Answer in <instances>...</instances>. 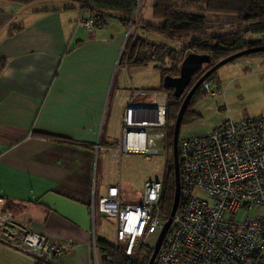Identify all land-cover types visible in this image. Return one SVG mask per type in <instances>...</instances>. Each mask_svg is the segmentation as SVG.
Returning <instances> with one entry per match:
<instances>
[{"label": "crops", "instance_id": "crops-1", "mask_svg": "<svg viewBox=\"0 0 264 264\" xmlns=\"http://www.w3.org/2000/svg\"><path fill=\"white\" fill-rule=\"evenodd\" d=\"M36 2L0 0V58L8 62L0 76V194L6 197L5 211L25 229L76 245L53 264H99V199L118 186L124 203H137L122 188L119 160L140 154L123 147L143 138L125 139L126 108L137 107L136 121L151 119L159 107H167L168 91H159L166 89L159 72H145L151 64L161 69L158 62L120 63L129 34L120 22L108 20L88 31L78 25L84 15L79 4V10H50L33 6ZM150 9L153 17L149 2L143 20ZM164 128L166 111L165 124L147 136L160 151ZM149 181L154 180L143 190ZM2 239L12 248L0 243V264H36L13 248L17 240Z\"/></svg>", "mask_w": 264, "mask_h": 264}, {"label": "built area", "instance_id": "built-area-1", "mask_svg": "<svg viewBox=\"0 0 264 264\" xmlns=\"http://www.w3.org/2000/svg\"><path fill=\"white\" fill-rule=\"evenodd\" d=\"M100 14L84 12L79 27L92 31L104 26ZM212 92L213 83L204 81ZM129 104L124 116V137L143 138V143L123 147L146 155L160 150L147 139L154 127L165 124L166 106L153 118L134 119ZM181 199L172 224L154 264H264V116L226 120L210 132L182 139L179 143ZM200 189L210 200L195 194ZM164 177L146 183L136 204L124 203L118 186L109 187L97 210L116 220L117 244L133 256L141 245L154 247L165 226L161 209ZM6 197L0 194V243L5 235L17 240L18 250L36 264H53L76 249L74 243H55L46 235L25 229L5 211ZM96 209L93 207V211Z\"/></svg>", "mask_w": 264, "mask_h": 264}, {"label": "trees", "instance_id": "trees-1", "mask_svg": "<svg viewBox=\"0 0 264 264\" xmlns=\"http://www.w3.org/2000/svg\"><path fill=\"white\" fill-rule=\"evenodd\" d=\"M18 4H30L40 0H6ZM79 7L87 14H100L107 24L109 17H118L125 28H130L120 63L129 65H147L153 61L158 62L162 77L166 75L178 76L183 59L189 53L207 54L211 62L207 67L194 75L189 89L219 61L239 51L250 47L264 46V0H76ZM151 3L154 19L161 20V25L143 20V8ZM207 13L235 15L238 21L258 20L262 26L255 30L261 36L248 37L247 30L220 31L212 36H206L208 24ZM137 28L135 33L132 29ZM139 30L156 32L164 35L171 41L180 40V49L173 48L166 43L156 44L138 35ZM242 57H264V51L256 52ZM7 60L0 58V76L7 66ZM207 81H213L209 77ZM202 84L198 91L202 89ZM188 89V90H189ZM168 91V103L166 107V127L168 129V145L173 146L174 125L184 96L177 98L173 89ZM188 90L186 92H188ZM196 94V93H195ZM193 101L189 103L186 113L195 116ZM196 103V99L194 101ZM173 111V112H172ZM185 113V114H186ZM172 116V119H171ZM264 116V114L262 115ZM180 143V141H179ZM169 162V161H168ZM175 196V168L174 164L165 170L164 194L161 201V209L167 221L172 210ZM96 247L99 256V264H148L153 253V247L141 245L140 250L133 256H127L120 245L107 242L105 239H97Z\"/></svg>", "mask_w": 264, "mask_h": 264}, {"label": "rangeland", "instance_id": "rangeland-1", "mask_svg": "<svg viewBox=\"0 0 264 264\" xmlns=\"http://www.w3.org/2000/svg\"><path fill=\"white\" fill-rule=\"evenodd\" d=\"M142 3V0L140 4ZM33 6H41L44 9H64L72 6H78L76 0H40ZM145 5L144 8H146ZM71 10V9H69ZM76 10H79L77 7ZM70 12H77L71 10ZM76 14V13H74ZM73 16V13L71 14ZM208 24L205 31L206 36H212L220 31L247 30L248 37L258 38L261 35L256 32V28L262 26L258 20L238 21L235 15L207 13ZM120 22L118 17H109V23ZM146 22L161 25L164 22L154 19L149 15L145 17ZM126 32L130 28H125ZM137 28L132 29L135 33ZM139 36L150 40L153 43H167L175 48H179L182 41L177 40L174 43L160 33L139 30ZM261 57H239L217 69L210 77L217 83L220 92L215 87L212 92L204 93L196 91L191 99L195 104L194 110L198 113L195 116L184 115L180 129L179 141L185 138L198 136L213 130L216 126L222 124L228 119L239 121L248 118L259 117L264 114V60ZM207 67L204 65L203 68ZM145 72L158 74L162 77L161 69L157 65L151 64L145 68ZM148 76V75H146ZM164 80L163 77L161 78ZM145 82H148L146 77ZM212 82V81H211ZM158 83V77L151 81V84ZM206 92V91H205ZM196 99V103L194 102ZM188 109V108H187ZM187 111V110H186ZM173 112V111H172ZM172 119V116H171ZM175 125L173 122L172 126ZM168 129L164 128L163 142L159 146L164 149L158 154H153L149 159L141 154H129L126 161H122L120 172L122 174V188L125 194L136 198L134 201L140 202L137 198L138 193L143 190L142 186L148 180H160L163 178L165 170L173 165L172 139L171 147L167 146ZM166 136V137H165ZM169 161V162H168ZM195 194L199 197L210 200L207 193L196 189ZM141 199V198H140ZM96 236L103 238L111 244H117L116 220L97 213ZM119 245L124 250L126 244L120 242ZM140 250V248H138Z\"/></svg>", "mask_w": 264, "mask_h": 264}, {"label": "water", "instance_id": "water-1", "mask_svg": "<svg viewBox=\"0 0 264 264\" xmlns=\"http://www.w3.org/2000/svg\"><path fill=\"white\" fill-rule=\"evenodd\" d=\"M264 51V46H255L250 47L245 50L239 51L227 58L216 63L212 66L207 72H205L202 77L189 89L191 86L194 75L200 72L204 65H207L211 62V57L207 54H199V53H189L183 59L180 73L178 76L166 75L163 80V86L166 89H173L174 95L179 98L184 96V100L180 107L179 113L177 115L174 132H173V164L175 168V196L173 201V206L171 213L169 215L168 220L165 223L159 237L153 247V253L149 260L148 264H154L155 259L157 257L158 251L162 245V242L172 224L173 218L179 208L180 199H181V175H180V162H179V135L180 129L182 126L183 118L185 112L191 102V99L195 95L196 91L200 88V86L206 81L217 69L221 66L245 55H249L256 52ZM189 89V90H188ZM188 90V92H186ZM144 110H152L157 109L152 106H144L142 107Z\"/></svg>", "mask_w": 264, "mask_h": 264}]
</instances>
